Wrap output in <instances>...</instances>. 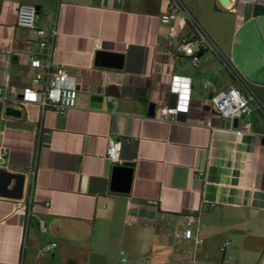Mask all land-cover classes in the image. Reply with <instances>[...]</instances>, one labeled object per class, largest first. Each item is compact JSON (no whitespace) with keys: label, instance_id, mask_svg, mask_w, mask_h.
Masks as SVG:
<instances>
[{"label":"crops","instance_id":"obj_1","mask_svg":"<svg viewBox=\"0 0 264 264\" xmlns=\"http://www.w3.org/2000/svg\"><path fill=\"white\" fill-rule=\"evenodd\" d=\"M178 1L220 56L200 50L193 66L176 51L194 31L181 17L160 21L169 0H0L2 95L30 86L27 57L44 52L15 24L21 2L37 7L38 27L57 30L53 59L77 81L62 114L0 99V169L24 175L21 199L0 196V264H122L121 253L129 264H264V115L250 104L238 137L210 107L215 92L245 93L242 84L264 106V0ZM99 51L121 55L122 67L96 65ZM174 75L191 79L190 110L161 122ZM116 139L133 164L128 192L111 190L105 152ZM190 214L198 221L185 237Z\"/></svg>","mask_w":264,"mask_h":264},{"label":"built area","instance_id":"obj_2","mask_svg":"<svg viewBox=\"0 0 264 264\" xmlns=\"http://www.w3.org/2000/svg\"><path fill=\"white\" fill-rule=\"evenodd\" d=\"M183 18L192 27L194 33L192 35L183 36L176 48L178 53L188 56L191 59L193 66L197 65L198 55L200 50H208L217 56L220 52L217 47L210 41L204 31L195 23L189 12L181 5L178 0H169L167 11L161 15L160 21L163 24H170ZM38 10L31 3L21 2L17 5L15 24L19 28L32 30L37 35L35 47L40 52L38 54H29L27 60L29 65L36 72L31 78L30 86L20 89L12 98L3 96L4 88L0 86V99L4 101L11 100L21 106L28 103H34L43 114L46 111H56L64 113L76 104L77 98V81L62 65L56 63L53 59L52 50L54 40L57 35L56 29L46 30L37 26ZM225 64H228L226 61ZM233 76L238 79L235 70L231 69ZM207 87H211L210 82L206 83ZM244 92L236 85H232L225 90L215 92L210 102L212 107L222 118L233 120L238 119L237 125L233 128L236 135L240 137L244 132L249 130V123L245 118L249 117L252 108L250 104L263 113L264 106L254 95L249 92L245 85H241ZM170 91L176 94V102L174 106L160 105L156 108V119L161 122H176L181 113H188L191 103V79L186 76L174 75L170 80ZM209 124V123H208ZM123 142L121 139L111 141L105 152V158L113 165H121ZM5 158V151L0 150V166ZM212 206V205H211ZM198 219L195 215L190 214L186 217L185 237H190L191 229L197 223ZM40 228L44 227V223L39 224ZM195 246L202 244V239L198 235H193ZM229 241H226L221 247L223 251ZM55 243L45 245L42 249L44 252H49ZM121 263L129 264V260L121 253ZM195 260L191 261L194 264ZM131 264H145V260L135 261Z\"/></svg>","mask_w":264,"mask_h":264},{"label":"water","instance_id":"obj_3","mask_svg":"<svg viewBox=\"0 0 264 264\" xmlns=\"http://www.w3.org/2000/svg\"><path fill=\"white\" fill-rule=\"evenodd\" d=\"M221 5L228 6L229 0H219ZM96 65L102 67H112L120 69L122 67V56L99 51L96 54ZM98 98V97H94ZM176 94L170 95V106H174L176 102ZM155 111V104L150 103L148 108V115L153 116ZM8 116L19 117L21 115L20 109L14 106H7L5 110ZM234 126L237 125L238 119H233ZM264 142V139H263ZM132 166L130 162H123L121 165H115L113 169V180L111 190L115 192H128L131 183ZM24 175L22 173H13L6 169H0V196L14 199H21L23 197Z\"/></svg>","mask_w":264,"mask_h":264}]
</instances>
